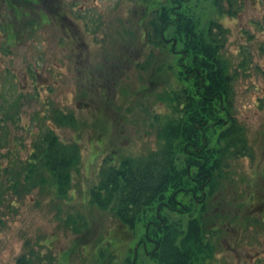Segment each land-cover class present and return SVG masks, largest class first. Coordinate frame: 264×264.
Instances as JSON below:
<instances>
[{"label": "rangeland", "instance_id": "rangeland-1", "mask_svg": "<svg viewBox=\"0 0 264 264\" xmlns=\"http://www.w3.org/2000/svg\"><path fill=\"white\" fill-rule=\"evenodd\" d=\"M56 1L65 14L68 5L76 11L79 6L93 8V20L102 25L119 18L115 44L142 46L140 33L135 37L137 32L133 29H137L136 22L141 23L140 31L148 26V0ZM157 1L153 0L152 7ZM28 8L23 10L27 9L30 15L15 21L0 0V125L8 129L10 142L9 148L0 146V154H4L0 162L5 165L8 158L4 156L8 155L25 162L35 135L48 129L62 143H76L79 159L66 199L57 197L53 179L46 171L40 172L42 184L24 187L20 181L22 186L16 191L0 173V264H16L21 257L31 264H109L114 257L119 264L124 259L125 264H132L133 259L134 264H156L150 255L153 242L143 240V223H138L133 231L120 228L110 212L88 204V192L99 182L104 159L113 158L117 165L123 158L144 157L158 151V128L174 117L169 103L162 99L164 96L159 97L167 87L156 80L159 74L152 70L151 63L145 64L141 72L133 67L112 76L110 67L107 74L114 89L112 81L104 79L102 102L85 104L79 99L82 85L78 69L82 64H77L76 57L72 63L66 62V27L70 32H84L85 25L73 19L77 27L74 31L53 10L41 11L32 6V15L34 12ZM235 10L233 17L220 20L227 29L223 56L232 77L231 115L243 128L250 152L230 162V179L225 180L223 191L216 196L223 199L231 214L238 203L241 208L237 221L225 225V233H218V252L206 264H264V0H236ZM38 11L54 20L48 25L40 24ZM3 17L13 22V32L25 34L22 39L7 38ZM126 20L133 29L122 25ZM103 27L99 25L94 32L108 33ZM87 42L91 55L102 48L99 40ZM148 48L157 54L147 46L133 59L144 63ZM165 54L166 62L175 59L174 55ZM55 112L72 114L74 126L54 123L51 118ZM219 132L215 131L212 143ZM169 217L176 219L177 215Z\"/></svg>", "mask_w": 264, "mask_h": 264}, {"label": "trees", "instance_id": "trees-1", "mask_svg": "<svg viewBox=\"0 0 264 264\" xmlns=\"http://www.w3.org/2000/svg\"><path fill=\"white\" fill-rule=\"evenodd\" d=\"M152 2L148 0L149 42L158 47L163 34L162 47L175 56L170 63L165 60L156 78L167 87L159 97L164 96L174 117L158 128V151L123 158L117 165L113 158L104 159L99 182L89 189L88 204L110 212L124 230L143 223V240L153 242L150 255L156 264H206L218 233L237 221L241 208L238 203L231 214L216 196L230 179V162L250 152L243 128L231 115L232 77L223 56L227 30L219 22L233 15L236 0H158L155 7ZM51 119L59 126L73 127L75 122L72 114L60 112ZM216 130L220 132L212 143ZM7 133L0 125V146L9 148ZM4 158L7 163L0 162V173L15 191L22 184H42L43 170L52 177L57 197L66 199L79 149L76 143H62L48 129L35 135L25 162ZM71 223L76 224L67 221ZM110 261L119 264L115 257ZM16 264L31 261L21 257Z\"/></svg>", "mask_w": 264, "mask_h": 264}, {"label": "flooded vegetation", "instance_id": "flooded-vegetation-1", "mask_svg": "<svg viewBox=\"0 0 264 264\" xmlns=\"http://www.w3.org/2000/svg\"><path fill=\"white\" fill-rule=\"evenodd\" d=\"M2 5H4L5 9L9 10L11 14L13 15L12 18H14L15 21L18 19H21L22 17L27 18L30 13L26 9V11L23 10V7L28 8L32 13L35 14V11L33 10L32 6L34 7H39L38 10L44 9L46 11H51L56 12V16L59 17V19H62L66 21V26L70 25L73 27L74 31H76L77 27L75 25L76 22H73V19H79L83 22V27L84 32H70L69 28L66 27V46L68 45V53H66V62L67 63H72L73 57L78 58L77 64H82V67L78 69V73L80 74V85H82V91L79 93L80 97L79 99L81 101H85V104L89 103H100L104 99V93L102 91V88H104V79L106 82L108 80L112 81L110 74L109 73V68L111 76L115 75L113 74L114 72H123V71H130L133 67H136L137 71L141 72L142 70L145 69V66L147 63H151L153 66V71H160L161 67H165V52L166 49L165 47H162L166 43V39L163 34H161V40L162 43L159 44L158 47L153 46L150 44L148 36V28L147 26L145 29L140 31V26L141 23L136 22V27L137 29H133L131 24H129V21L126 20L124 22H121L122 25L127 27L128 29L132 28L133 30H136V35L135 37L140 33L141 38H142V46L140 47H131L129 44L128 45H121L118 46L115 44L116 40V34L118 30L117 22L119 18H112V21L106 22L105 24L103 23L104 30H108L109 32L107 33H95L96 27L98 28L99 25L103 26L102 23H97L93 20L92 16V11L94 9L86 10L84 9V6H79L78 10L76 11L73 6H67L66 7V14L62 13L61 11V6L58 1L56 0H1ZM149 12V10H148ZM236 10L233 9V15H235ZM39 16V23L40 24H49L52 20H54V17H50L46 13L42 12H37ZM79 14L76 15V14ZM6 14V13H5ZM99 14V19L102 20L101 14ZM55 15V14H54ZM228 16V17H233ZM78 16V17H77ZM227 16V15H225ZM8 18L7 16H4ZM3 17V18H4ZM5 19V21H2L3 27H5L7 30V33L5 34L8 39L13 40L15 38L17 39H22L24 37L23 32H13V28L11 25H13L12 21H9V19ZM98 18V17H96ZM223 18V17H222ZM116 19V20H115ZM56 20V19H55ZM89 20V21H87ZM111 20V19H109ZM221 19H219L220 22ZM45 22V23H44ZM28 24H32L31 21H28ZM148 25V23H147ZM226 29V28H225ZM227 30V29H226ZM129 34H135V33H130ZM76 36V40H75ZM87 39H91L93 41H101L99 46L102 48L98 50L97 53L91 55V51L89 50V43L87 42ZM76 41V42H75ZM151 46L153 51H155L157 54H153L151 49L146 50V60L144 63L141 61L136 62L133 59V56H140L141 51H143L146 47ZM135 53V54H134ZM138 53V54H136ZM152 53V54H151ZM94 58V59H92ZM81 61V62H80ZM76 62V61H75ZM142 63V64H141ZM146 64V65H145ZM74 67H76L74 65ZM30 71V70H29ZM104 76L102 79L101 77ZM99 79H101L99 81ZM108 79V80H106ZM96 81V82H95ZM83 86H85L83 88ZM112 87L114 89L113 81H112ZM116 98V96L113 94V99ZM232 230L237 229L230 227ZM225 226L221 229L220 234L222 232H226ZM262 239H264V234L262 235ZM218 240V239H217ZM219 242L216 241L215 243V250L213 251V256L217 254L218 248H219ZM213 258V257H212ZM211 258V259H212ZM210 259V260H211ZM210 260H207L210 261ZM206 262V263H207Z\"/></svg>", "mask_w": 264, "mask_h": 264}]
</instances>
